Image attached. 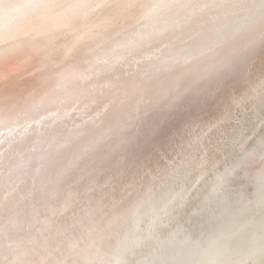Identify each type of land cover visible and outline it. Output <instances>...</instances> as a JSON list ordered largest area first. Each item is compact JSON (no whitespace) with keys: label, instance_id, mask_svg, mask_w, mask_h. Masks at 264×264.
I'll use <instances>...</instances> for the list:
<instances>
[{"label":"bare ground","instance_id":"1","mask_svg":"<svg viewBox=\"0 0 264 264\" xmlns=\"http://www.w3.org/2000/svg\"><path fill=\"white\" fill-rule=\"evenodd\" d=\"M0 264H264V0H0Z\"/></svg>","mask_w":264,"mask_h":264}]
</instances>
